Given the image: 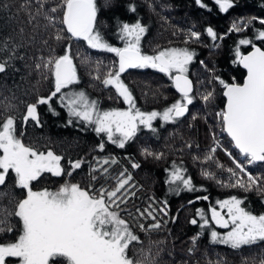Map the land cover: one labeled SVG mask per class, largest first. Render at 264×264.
Listing matches in <instances>:
<instances>
[{
    "label": "snow or ice",
    "instance_id": "snow-or-ice-1",
    "mask_svg": "<svg viewBox=\"0 0 264 264\" xmlns=\"http://www.w3.org/2000/svg\"><path fill=\"white\" fill-rule=\"evenodd\" d=\"M214 3L221 13H227L235 6L234 0H214ZM196 4L201 8L208 7L204 0H196ZM47 5L48 0H23L17 7V14L26 13L29 24L43 18L46 21L43 27L45 31H50V40L56 44L68 41L63 54L57 55L56 49L49 45V40H45L44 44L49 46L50 54L40 58L35 64L42 80L51 78L52 88L47 95H40L36 88L37 98L34 103L21 101L26 109L22 115L19 114V105L12 102L16 99L14 95L11 99L4 97L0 100V107H3L5 113H16L0 119V187H8L7 192L0 191V199L12 190L11 185L7 184L12 174L15 187L25 193L23 198L12 194L9 200L12 207L0 205V237H15L8 242L0 241V264H160L163 249L159 245L164 242H155L154 252L151 247L137 250L135 245L142 242L125 218V213L133 220L150 218L153 223L147 227L143 223L138 224L140 230L147 233L162 227L157 216H168V204L164 202L161 207L156 208L154 204L158 202L153 200L143 210L137 207V216H133L126 207L129 199L136 195L134 191H129L132 187V175L124 169L115 177H109V166L117 163L114 157L97 159L98 166L91 170L93 181L99 174L105 178L106 183L109 178L114 179V187L101 185L97 189L89 185L86 189L77 183L66 181L55 191H34L32 182L38 181L42 174L71 176L73 171L81 168L83 160L69 159L71 170H66L61 165V155L51 149L47 152L40 151L34 145L23 142L24 132L17 133V120L22 119L24 124L34 122L36 127H40L38 107L47 105L53 115H58L52 103L54 98H58L60 106L67 111L69 124L79 121L85 126H94L93 130L97 135L105 134L108 142L123 149L136 137L140 126L155 133L157 129L153 126V121L159 119L162 121L160 127H163L165 124H176L189 113L190 105H193L198 94L188 76L189 64L196 55L195 51L188 47H167L157 48L154 54H146L142 51L141 41L149 29L140 18L134 22L118 21L116 35L124 46H114L99 28V14L104 9L115 7V0H103L102 5L98 0H58L52 7ZM12 7L14 5L0 4V10L8 11ZM148 7L153 9L151 3ZM127 11L137 13L136 5L129 3ZM256 20L264 26V18L252 17L241 23L234 21L229 31H242ZM36 26L38 25H34V28ZM2 29L3 25H0V30ZM205 31L213 41L222 38L212 27ZM23 33L24 29L21 28L18 34L13 32L0 39V74L6 73L14 60L23 59L16 52L17 48L22 47L16 35ZM200 37L201 33L189 30L184 43L187 45L189 42H198ZM256 38L264 40V29L258 30ZM72 40L84 41L89 49L113 53L118 58L111 66L97 58L94 61L96 75L92 78L105 87H113L118 98H122L128 106L126 110H102L99 102L90 99L86 91L70 90V86L79 83L75 58L71 52ZM249 44L253 51L247 55H241L239 47L236 49L235 62L247 70L243 84H229L219 76H213L208 81H218L224 89L223 95L227 98V103L222 111L216 113V117L221 131L227 134L230 143L244 159L233 157L232 152L215 135L214 146L203 156L193 155L192 158L202 165H208L201 169V175L220 187L264 194V174L255 176L247 170L248 165L264 163V50L256 47L250 39L239 40V45ZM80 59L83 64L92 62L91 56L87 54L81 55ZM104 68H107V72L102 76ZM128 69H154L167 75L180 98L162 111H142L137 107L132 90L122 79V74ZM199 95L205 104H210L215 99L213 91H205ZM196 118L192 117L193 120ZM185 147L191 149L193 144L185 142ZM222 147L232 158L234 167H227L216 159L215 154ZM98 148L104 151L105 144L100 143ZM141 154L155 160L164 158L163 153H156L148 148H143ZM131 166L139 168L140 164L133 162ZM213 166L219 173H226L227 180L222 179L217 171H212ZM165 171L168 173L165 183L172 193L179 195L182 191L195 193L202 190L194 185L190 176L186 177L187 170L182 164L177 165L174 161L172 167ZM208 199L206 195L196 196L188 204ZM216 203L219 210L215 206L208 209L211 222L229 230L224 234L211 230L209 235L212 244H224L238 250L243 246L264 243V214L257 215L246 210L242 206L244 200L237 196L218 200ZM196 217L189 223L198 225L202 233L208 228L210 220L206 218L205 211L199 208L196 209ZM175 220L176 217H172V221ZM167 222L163 221L164 224ZM201 233L191 238L193 247L188 250L190 254L195 251ZM130 250L134 255H129ZM171 264L177 262L173 260ZM179 264H189V261L181 260ZM208 264L213 262L209 261ZM215 264H225V261L218 259ZM243 264H248L247 260ZM259 264H264V256L260 258Z\"/></svg>",
    "mask_w": 264,
    "mask_h": 264
},
{
    "label": "trees",
    "instance_id": "trees-1",
    "mask_svg": "<svg viewBox=\"0 0 264 264\" xmlns=\"http://www.w3.org/2000/svg\"><path fill=\"white\" fill-rule=\"evenodd\" d=\"M23 0H0V4L7 3L14 5L10 10H0V39L13 32L19 33L24 29L23 35H16L17 41L22 45L16 49L17 54L23 59H16L12 62V67L6 73L0 74V100L4 97L11 99L13 95L15 100L12 102L19 105V114L25 112L24 104L34 103L37 96L35 89H39L40 95L49 94L52 88L51 78L42 80L35 64L42 57L48 56L49 46L44 44L49 40V45L56 49L55 54H63V48L68 41L56 44L49 39L50 31H45L43 25L46 21L38 18L32 24L28 23L26 13L17 14V7ZM58 0H48V7H52ZM207 8H201L196 4V0H115V7L104 9L99 14V28L105 34L106 38L114 46L123 47V42L117 38L118 21L134 22L140 18L147 25L148 31L142 38V51L146 54H154L157 48L167 47H188L195 51V57L189 64V79L193 81L194 89L198 90L193 105H190V111L184 118H181L176 124H165L160 127L162 121L157 119L153 121V126L157 129L155 133L140 126L136 137L129 142L125 148L121 149L107 141L105 134H99L93 130L94 126H85L79 121L69 124L67 111L62 108L58 98H54L53 107L58 115H53L47 105H40L38 113L41 120V126L36 127L34 122L24 124L22 119L17 120V133L24 132L22 140L25 144H32L40 151L47 152L51 149L54 153L63 157L61 165L68 169L69 159L75 161L82 159L83 163L80 169L74 171L76 178L85 180V185H93L99 189L101 185L111 188L115 181L112 178L105 182V178L100 176L93 181L91 179L92 167H97V159L114 157L116 164L109 166V177H115L121 170L126 169L132 175V187L129 191L135 192V197H131L127 204V209L133 216H137L135 209L146 208L153 200L158 203L154 207L159 208L162 203L168 204V216L158 215L157 219L162 222L159 230L142 232L138 224L147 225L153 223L149 219L137 218L133 220L125 213V218L133 226L134 231L140 236L142 243L135 246H141L145 250L149 247L154 252L156 250L155 242L163 241L159 247L163 249L160 257V264H171L173 260L179 264L181 260L189 261V264H213L218 259H223L225 264H243L247 260L248 264H259V260L264 256V243L253 246H243L241 249L233 250L224 244H212L210 242L209 232L215 230L220 234L226 233L229 229L220 228L211 222L208 209L215 206L219 210L218 200H224L231 196H237L244 200L243 207L251 210L254 214H264V194L257 191L244 192L237 188L220 187L213 180L205 179L201 175V169L208 167L198 161L193 160V155H201L214 146L213 136H217L222 145H226L232 152L233 157L243 160L244 157L235 152L232 145L227 141L221 131L216 113L222 111L224 104L222 98L223 87L218 81L209 83L213 76H219L225 82L241 83L243 71L238 66L236 49L239 47L240 53L244 54L252 45H239V40L247 38L253 44L258 45L264 50V40L256 38L258 30L264 29L259 20L254 21L242 31L230 32L232 23L249 20L252 17L264 18V0H234L235 6L227 13L219 11L214 0H204ZM103 4V0H98ZM134 3L137 7V13H129L127 5ZM153 5L150 10L148 4ZM9 17H13L9 19ZM34 25H38L34 28ZM212 27L213 30L222 37L213 41L207 36L206 29ZM195 30L201 33L198 42L184 41L188 38V31ZM175 33V35H174ZM71 52L74 56V64L77 66L79 83L70 86V90H84L90 99L99 102L102 110L118 108L126 110L128 106L123 105L121 98H118L115 89L111 86L105 87L100 81L92 77L96 75L94 61L98 58L104 61L105 65L111 66L115 61L113 53H101L89 49L84 41L72 40ZM89 55L92 62L89 64L81 63V55ZM201 61L204 63L201 64ZM107 72L104 68L101 75ZM123 81L130 87L137 101V107L142 111H162L180 97L177 96L170 87V81L167 75L159 73L154 69H136L122 75ZM39 82V83H38ZM68 91V90H65ZM213 91L215 99L210 104H205L200 99V93ZM159 93V95L157 94ZM0 119L8 114L3 107H0ZM193 116L197 118L192 119ZM189 124L192 126L189 127ZM185 142H191V149L185 147ZM105 144V150L100 151L98 145ZM196 145L199 147L197 148ZM143 148H148L156 153H163L164 158L155 160L141 154ZM216 159L227 167H234L232 158H230L222 147L216 152ZM177 165L182 164L187 170L186 177H191L194 185L202 189L201 191L191 193L182 191L179 195L169 190V185L165 183L168 173L166 168L170 169L173 162ZM135 162L140 164L139 168H132L131 164ZM212 171H217L213 166ZM247 170L255 176L264 174V163L257 165H248ZM45 174H42L44 176ZM98 175V174H97ZM222 179L227 180L226 173H219ZM12 177V178H11ZM41 179V178H40ZM38 181L35 184L40 185ZM50 181L54 180L49 178ZM11 185V192L0 199V205L12 207L9 204L12 194L17 198H23V190L15 187L14 176L10 175L7 181ZM47 186V185H46ZM43 188L42 185H40ZM0 191L7 192L8 187H0ZM208 196V200H198L193 204H188L196 196ZM183 206V207H182ZM123 207V206H122ZM203 209L206 218L210 220L207 229L201 233L198 225H192L189 221L196 217V209ZM172 217H176L175 222ZM199 222V218L196 217ZM163 221H168L166 224ZM197 233L199 239L195 245V251L189 253V248L193 247L191 238ZM3 237H0L2 239ZM172 253L170 256L169 253Z\"/></svg>",
    "mask_w": 264,
    "mask_h": 264
},
{
    "label": "rangeland",
    "instance_id": "rangeland-1",
    "mask_svg": "<svg viewBox=\"0 0 264 264\" xmlns=\"http://www.w3.org/2000/svg\"><path fill=\"white\" fill-rule=\"evenodd\" d=\"M121 101H123L122 100V98H121ZM66 170H71L70 168H68V169H66ZM13 176H14V174H12ZM73 175H74V171H73ZM73 175H71V176H69V178H66V179H55V180H52V181H50L49 180V175H44V176H42L41 177V179H40V181L41 182H39L40 183V185H42L43 186V188H41L40 187V185L38 184V182H37V184L35 185H33L32 186V188H33V190L34 191H41V190H44V189H47V190H49V191H55V190H57L61 185H63L66 181L67 182H69V183H77V184H79L82 188H85V186H84V184L83 183H85L84 182V180L82 181V179H80V178H76L75 176H73ZM12 178V177H11ZM14 180H15V178H14ZM83 182V183H82ZM33 183V182H32ZM47 185V186H46ZM24 190H23V196H24ZM22 196V197H23ZM135 248L138 250V249H140L141 248V246H135ZM129 255L130 256H132V255H134V252L133 251H129Z\"/></svg>",
    "mask_w": 264,
    "mask_h": 264
},
{
    "label": "water",
    "instance_id": "water-1",
    "mask_svg": "<svg viewBox=\"0 0 264 264\" xmlns=\"http://www.w3.org/2000/svg\"><path fill=\"white\" fill-rule=\"evenodd\" d=\"M222 14V13H221ZM256 47H258V48H260L258 45H255ZM261 49V48H260ZM262 50V49H261ZM251 51H253V48H252V46L244 53V54H241V55H247V54H249ZM118 60V58L117 57H115V61H117ZM238 66L242 69V71H243V79H242V81H241V83H239V84H243V82H244V79L246 78V76H247V70L246 69H244L243 68V66L241 65V64H239L238 63ZM132 70H136V69H128L125 73H123L122 75H125V74H127V72H129V71H132ZM169 81H170V87H171V89H172V91L177 95V96H179L180 97V94L175 90V88L172 86V81L169 79ZM223 92H224V89H223ZM223 92H222V98H223V101H224V104H223V107H222V110L225 108V106H226V103H227V98L226 97H224V95H223ZM223 133V132H222ZM224 135H225V137H226V139H227V141H229V143H230V138L229 137H227V134L226 133H223ZM231 145H232V143H230ZM232 147H233V145H232ZM233 149L235 150V152L237 153V154H239V151L237 150V149H235L234 147H233Z\"/></svg>",
    "mask_w": 264,
    "mask_h": 264
},
{
    "label": "flooded vegetation",
    "instance_id": "flooded-vegetation-1",
    "mask_svg": "<svg viewBox=\"0 0 264 264\" xmlns=\"http://www.w3.org/2000/svg\"><path fill=\"white\" fill-rule=\"evenodd\" d=\"M122 103H123V105H125V106H127L126 104H124V102L122 101ZM44 174H46V175H49V177L50 178H52V179H66V178H69V176L67 175V174H62L61 176H59V177H57V176H53L51 173H44ZM73 175V174H72ZM97 178H98V180L100 179V175L98 174L97 175ZM84 182H85V180H84ZM33 184V183H32ZM32 186V185H31ZM93 186V185H92ZM89 187V185L87 186V185H85V188L87 189ZM13 239H15V237L14 236H11V235H8V236H3V238L2 239H0V241H3V242H8L9 240H13Z\"/></svg>",
    "mask_w": 264,
    "mask_h": 264
}]
</instances>
